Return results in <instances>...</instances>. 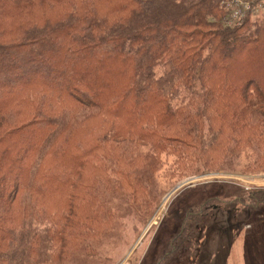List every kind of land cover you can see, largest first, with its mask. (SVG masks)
I'll use <instances>...</instances> for the list:
<instances>
[{
  "label": "trees",
  "instance_id": "16d2710c",
  "mask_svg": "<svg viewBox=\"0 0 264 264\" xmlns=\"http://www.w3.org/2000/svg\"><path fill=\"white\" fill-rule=\"evenodd\" d=\"M220 2L0 0V264L92 256L112 217L103 197L140 188L126 172L140 142L185 173L242 154L264 169V17L227 27ZM249 195L264 205V189Z\"/></svg>",
  "mask_w": 264,
  "mask_h": 264
},
{
  "label": "rangeland",
  "instance_id": "374dc122",
  "mask_svg": "<svg viewBox=\"0 0 264 264\" xmlns=\"http://www.w3.org/2000/svg\"><path fill=\"white\" fill-rule=\"evenodd\" d=\"M137 146L141 158L126 172L133 175L128 181H139V190L132 194L126 186L103 197L112 211L109 229L93 243L92 256L79 253L61 264H157L191 211L210 198L225 203L196 224L163 264H264V205H248L249 194L264 189V169L245 168L249 162L242 154L232 169L185 173L190 164L174 154L155 159V148Z\"/></svg>",
  "mask_w": 264,
  "mask_h": 264
},
{
  "label": "built area",
  "instance_id": "2783aa9c",
  "mask_svg": "<svg viewBox=\"0 0 264 264\" xmlns=\"http://www.w3.org/2000/svg\"><path fill=\"white\" fill-rule=\"evenodd\" d=\"M220 6L225 10L223 23L235 28L241 26L250 18L264 17V0H220Z\"/></svg>",
  "mask_w": 264,
  "mask_h": 264
}]
</instances>
